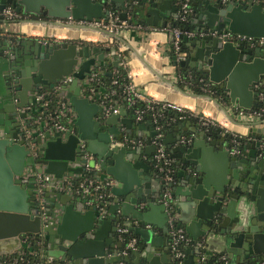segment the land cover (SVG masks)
Segmentation results:
<instances>
[{"label":"water","instance_id":"1","mask_svg":"<svg viewBox=\"0 0 264 264\" xmlns=\"http://www.w3.org/2000/svg\"><path fill=\"white\" fill-rule=\"evenodd\" d=\"M6 4L37 16L25 22L44 26H68L62 21L68 17L107 19L117 12L129 22L169 27L167 20L173 21L178 9V0H0V9ZM191 5L190 27L197 31L228 29L264 37L261 3L191 0ZM218 33L182 35L183 48L171 52L173 65L186 79L216 84L231 105L257 107L254 84L264 86V46L235 44ZM81 42L32 36L0 40V254L12 252L20 235L30 233L42 238L50 264H162L153 253L170 258L169 209L191 236L187 254H195L201 264H245L264 256V151L259 148L264 126H249L245 138L232 146L223 127L193 125L178 113L175 122L163 121L160 128L150 116L136 120L123 106L105 113L98 101L80 92L92 68H104L107 51L117 64L115 47ZM57 82L76 113L73 131L33 120L36 91ZM135 127L150 129L145 143H121L141 136ZM167 130L176 142L168 152L175 166L168 180L150 142ZM159 138L169 149L170 137ZM235 147L238 151L231 153ZM86 166L109 181L104 204H87L79 192L67 190L68 179ZM165 189L171 194L168 205L161 200ZM127 233L138 240L123 254Z\"/></svg>","mask_w":264,"mask_h":264},{"label":"built area","instance_id":"2","mask_svg":"<svg viewBox=\"0 0 264 264\" xmlns=\"http://www.w3.org/2000/svg\"><path fill=\"white\" fill-rule=\"evenodd\" d=\"M223 2H258L262 4L264 9V0H222ZM194 12V7L191 5V0H178V9L177 15L174 17V20H186ZM27 14L18 12L16 8L11 4H6L2 9H0V19L4 21H14L20 20L24 21L28 17ZM29 16V15H27ZM63 22L69 24L68 26L82 27V25L95 26L100 30H107L111 34H115L121 30V28L131 26L129 21L126 19H121L117 12H111L107 19H73L68 17L67 19L62 20ZM50 27V26H49ZM163 28H167L163 27ZM169 30L173 33L172 48L175 52L180 49L179 41L182 35L187 37L193 36L195 33H218L216 29L206 28L202 30H195L193 28L180 29L176 26H169ZM49 37L54 40H58L59 37L53 33H49ZM219 37L231 40L235 44L240 42H245L250 46L263 45L264 46V37H255L251 35H246L243 33L232 32L228 29H223L218 33ZM61 40V39H59ZM72 40V39H71ZM81 41V39H77ZM108 44V43H107ZM118 59V58H117ZM118 64L123 63L127 65V61L118 59ZM116 71L114 68L113 72ZM127 77L128 81L124 82L121 85L122 99L126 100L127 105L125 106L120 101L112 99L109 96H112L117 92L115 84H117V78L114 77L111 79V86L109 91L106 93V86L104 89L97 91L95 87V81L99 80V77L96 74L95 68H92L89 75L86 77L85 81L88 83L84 87L80 94L87 96L92 101H98L102 106L105 113L111 111H117L118 107L123 106L128 110V107L135 102L136 100H141L146 102V106L150 105V102H155L158 99H155L143 91L139 90L132 76L128 70ZM63 88L62 83H54L51 87H40L34 96L35 103L32 108L36 107L35 116L33 120L35 122H41L43 125L52 127L56 130H70L73 131L74 119L76 117L75 110L70 103L68 96L65 93H60ZM254 90L256 93L257 101H264V86L261 83L254 84ZM114 100V101H113ZM165 102V101H164ZM167 103V102H166ZM163 103V106L166 105ZM234 110L242 117L252 121L258 120L264 123V117L262 114V108H242L237 105H232ZM145 109L136 108L133 111V116L136 120H141L144 117ZM150 116L156 122V128H160L158 124V119L155 117V113ZM205 116L203 123L204 124H215L214 118L210 116ZM122 128V127H121ZM123 129V128H122ZM160 133L151 137L150 142L153 143L155 151L153 153V158L156 161L158 167L164 171V177L168 180L171 178L172 173L175 171L174 165L172 164V158L170 157L168 151L163 146L162 141L159 138ZM242 134L233 133L231 134V143L232 146H236L241 142ZM184 139V136L181 138ZM146 137H136L129 138L125 137L121 143L142 145L145 143ZM79 146L82 150H85V143L81 141ZM259 148L264 151V139L260 140ZM238 149L235 147L231 150L232 153L237 152ZM85 155L88 156L85 151ZM76 178L68 179V189L69 191H77L80 193L82 198L87 204H104L108 199V184L109 181L98 179L97 175L93 173L88 166H86L85 171L81 173H76ZM171 197L170 190L165 189L162 193L161 200L165 205H168L169 198ZM167 225H168V247L170 251V263L169 264H184L185 257V247L188 244H192L191 236L186 232L183 226L176 223L174 214L167 209ZM136 237H131L126 245L122 249V253H127L129 248H136ZM224 263H227L224 257ZM0 264H50L49 257L46 253L45 247L43 245V240L39 236H35L30 233H22L20 235V245L15 248L10 253L0 254ZM245 264H264V256L255 259L252 262Z\"/></svg>","mask_w":264,"mask_h":264},{"label":"crops","instance_id":"3","mask_svg":"<svg viewBox=\"0 0 264 264\" xmlns=\"http://www.w3.org/2000/svg\"><path fill=\"white\" fill-rule=\"evenodd\" d=\"M26 17H28L26 15ZM29 17H31L29 15ZM33 17V16H32ZM171 19L167 20V23H171ZM25 21L14 20V21H4L0 20V40L8 38L15 39L20 37H38L39 40L44 42H57L58 40H54L48 35L41 34L40 26L29 25L26 24ZM28 25V26H26ZM46 27L43 26V31H45ZM124 30V34H121L120 31ZM119 32L115 34H104V37L94 36L91 38H97L93 40V44L99 43L102 46H110L115 47V56L118 58V54L122 53L125 60L127 61L128 70L131 74L132 80L136 83L139 90L143 91L145 94L162 101H166L173 106L179 108V110L187 109L190 114L194 116V119L181 116L180 119H189L190 123L193 125H205L203 120L206 116H212L215 118H219V121H215V126H220L225 129V131L230 134L238 133L242 135H246L248 131V127L251 125L254 126H264L263 122L258 120H248L242 116H240L232 107V105L228 103L221 102L217 97L216 98L228 111L229 115L233 120L228 118L225 112L221 109V107L217 104L214 98H209L204 95H200L197 93L191 92L188 88H181L178 85V80L180 79V75L177 72L176 66L173 65L171 52H173L172 48V40L170 39L169 28H163L161 26H154L148 23L137 22L136 24H131V26L121 28ZM37 35H32V34ZM89 36V35H87ZM78 43L81 41L76 40ZM86 43V42H81ZM108 43V44H107ZM15 45V42L14 44ZM105 62H112L113 55L109 54V51ZM183 51H181V54ZM142 57V58H141ZM103 70L106 74L109 72L107 66H105ZM177 86L181 88L178 89ZM101 90L104 89V85L100 87ZM209 98V99H208ZM174 118L170 119V124L175 122ZM211 125V124H210ZM122 128L126 127L122 125ZM134 132H140L142 137H146V135L150 132V129L143 128L138 129L135 127ZM169 136V141L171 142L174 138V134L167 130L166 132L161 131L160 136ZM139 137V136H138ZM162 140V139H161ZM231 141V140H230ZM169 149L166 148L168 152H170V148L176 146V142L169 143ZM136 146V145H135ZM139 146V145H138ZM232 153V152H231ZM144 158H147L146 155L142 154ZM210 162H212L217 166L216 161L211 158ZM211 163V164H212ZM76 173H74L75 175ZM76 176V175H75ZM158 233V230L155 231ZM154 243H158V240H155ZM188 244L185 247V257L184 260L187 259V264H201L202 262L199 259H196L195 254L191 256L187 254L186 249L188 248ZM157 262H162V264H169L170 258L163 257L162 252L155 251L153 253ZM163 258H165L166 263H163ZM135 256L132 255L131 260L133 261ZM184 264L185 261H184ZM207 264H211L208 262Z\"/></svg>","mask_w":264,"mask_h":264},{"label":"trees","instance_id":"4","mask_svg":"<svg viewBox=\"0 0 264 264\" xmlns=\"http://www.w3.org/2000/svg\"><path fill=\"white\" fill-rule=\"evenodd\" d=\"M31 16L33 17H37L36 15L32 14ZM1 20V19H0ZM130 24H136V21H134L133 19L129 22ZM172 26H176L180 29H187V28H191L190 27V20L189 17L186 20H173L172 21ZM170 31V30H169ZM67 40V39H65ZM71 40V39H69ZM82 42H86V43H93L92 41H87V40H81ZM183 44L184 41L181 38L179 41V46L180 49L183 48ZM110 46V44H109ZM174 51V50H173ZM118 59L124 61L125 58L123 56L122 53L118 54ZM105 66H107L108 70H109V74H106L103 70H101L100 67H96V74L99 77V80L95 81V87L97 89V91H99L100 87L105 85L106 86V93L109 91L111 84V79L116 77L117 78V84H115V88L117 90L116 93H114L112 96H109L112 99H116V101H120V103H123L125 106L127 105L126 100L122 99V88L121 85L128 81L129 78L127 77V72H128V66L124 65L123 63L120 64H113L112 62H105ZM114 68H116V71L113 72ZM178 85L181 88H188L191 92L193 93H197V94H208L212 97H217L221 102L223 103H228V97L226 96V94L224 92H222L218 86L216 84H214L213 82L209 81V80H196V79H186L183 76L180 77V79L178 80ZM113 100V101H114ZM163 103H166V101H162V100H157L155 102H150L149 106H146V102L141 101V100H136L135 102H133L129 107L128 110H132L134 111V109L136 108H143L145 109V114L144 117L147 116H152V113H155V117L158 119V124L161 127V123L163 121H167L170 122L171 118H174L173 120H176L175 118V113L179 114V119L182 118L181 116H185L191 119H194V116H192V114H190L189 110L187 109H182L179 110L178 107L173 106L170 103H166V105L163 106ZM36 107H34V112H37L35 110ZM258 108H262V114L264 117V101H260ZM208 126H214L213 124H206ZM244 139L245 137H241ZM173 164V163H172ZM175 168V166H174ZM131 237H136V239L138 240V236L134 235V234H130L127 233L126 234V238H131Z\"/></svg>","mask_w":264,"mask_h":264},{"label":"bare ground","instance_id":"5","mask_svg":"<svg viewBox=\"0 0 264 264\" xmlns=\"http://www.w3.org/2000/svg\"><path fill=\"white\" fill-rule=\"evenodd\" d=\"M26 24L42 26V29H43V26H44L43 23L35 22V21H29ZM26 26H28V25H26ZM50 28L51 29H49V30H51V33H53L57 37H63V36H66V35L73 36L76 33H78V35H80L81 37H85V38H88V37H86L87 35H83V34H90L91 33V35H96L98 37H104L106 35V33L103 30L94 29L92 27H85V26L77 28L75 26H71V27L70 26H62V25H57L56 26L55 24H50ZM41 32H42V30H41ZM48 33H50V32H48ZM89 39L95 40L94 38H89Z\"/></svg>","mask_w":264,"mask_h":264},{"label":"rangeland","instance_id":"6","mask_svg":"<svg viewBox=\"0 0 264 264\" xmlns=\"http://www.w3.org/2000/svg\"><path fill=\"white\" fill-rule=\"evenodd\" d=\"M28 18H34V17H32V16L29 17V16H28ZM40 27H42V26H40ZM49 29H51V28L46 27L45 31H43L42 28H41V30H42L41 34L48 35V32H50V34H52V33H51V30H49ZM89 33H90V32H89ZM120 33H121V34H124V30H121ZM31 34H32V33H31ZM33 34H34V33H33ZM33 34H32V35H33ZM34 35H37V34H34ZM83 35H89V36H86V37H88V38H85V37H81L80 35H78V33H76V34L73 35V36H68V35H66V36H63V37H59L58 39H61V40H62V39H72V40L81 39V40H87V41H92V42H94L92 39H89V38L94 37V36H96V35H91V33H90V34H83ZM49 36H50V35H49ZM96 39H97V38H95V40H96ZM210 117H212V116H210ZM212 118H214V120L220 122L218 117H217V118L212 117ZM220 123H221V122H220Z\"/></svg>","mask_w":264,"mask_h":264},{"label":"flooded vegetation","instance_id":"7","mask_svg":"<svg viewBox=\"0 0 264 264\" xmlns=\"http://www.w3.org/2000/svg\"><path fill=\"white\" fill-rule=\"evenodd\" d=\"M28 15V14H27ZM32 14H30V16H31ZM39 17H46L45 15H39ZM70 41V40H69ZM57 42H60V40L59 41H57Z\"/></svg>","mask_w":264,"mask_h":264}]
</instances>
